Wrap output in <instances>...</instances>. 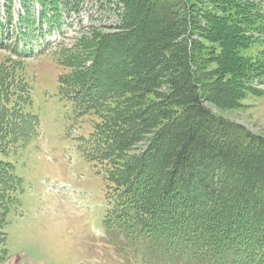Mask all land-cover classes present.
<instances>
[{"label":"trees","instance_id":"trees-1","mask_svg":"<svg viewBox=\"0 0 264 264\" xmlns=\"http://www.w3.org/2000/svg\"><path fill=\"white\" fill-rule=\"evenodd\" d=\"M34 1L38 15L22 0L12 29L25 42L17 60L0 64L2 261L24 186L7 157L40 126L25 54L32 36L62 29L59 6L77 0ZM106 1L120 5L114 28L90 26L53 52L61 98L92 126L79 150L107 181L105 225L136 253L264 264V136L214 110L263 93L264 0Z\"/></svg>","mask_w":264,"mask_h":264},{"label":"rangeland","instance_id":"rangeland-1","mask_svg":"<svg viewBox=\"0 0 264 264\" xmlns=\"http://www.w3.org/2000/svg\"><path fill=\"white\" fill-rule=\"evenodd\" d=\"M38 15L41 5L28 0ZM120 5L106 0H77L59 6L62 29L34 35L30 54L23 61V75L32 90V111L40 118L37 135L15 147L7 157L24 180L20 204L9 214L5 227L6 260L0 264H185L164 252L136 253L126 247L120 233L104 221L109 209L107 181L99 167L79 150V139L92 130L87 116L78 115L61 98L57 76L63 71L53 52L61 44L73 45L90 26L114 28ZM7 22L0 42V64L17 60L14 44L24 41L12 33L22 0H0V21ZM6 24V23H5ZM46 28V26L44 27ZM8 30V33H7ZM1 46V45H0ZM44 52V53H42ZM0 65V66H1ZM259 96L243 101V107L217 110L218 114L264 136V85ZM174 258H181L174 256Z\"/></svg>","mask_w":264,"mask_h":264}]
</instances>
